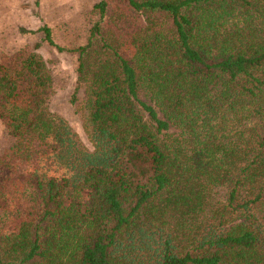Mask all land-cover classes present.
Wrapping results in <instances>:
<instances>
[{"label": "trees", "instance_id": "trees-1", "mask_svg": "<svg viewBox=\"0 0 264 264\" xmlns=\"http://www.w3.org/2000/svg\"><path fill=\"white\" fill-rule=\"evenodd\" d=\"M125 1L143 21L129 55L108 0L78 48L25 32L77 57L92 150L51 111L41 55L0 65L1 117L57 168L0 264H264V0Z\"/></svg>", "mask_w": 264, "mask_h": 264}, {"label": "rangeland", "instance_id": "rangeland-1", "mask_svg": "<svg viewBox=\"0 0 264 264\" xmlns=\"http://www.w3.org/2000/svg\"><path fill=\"white\" fill-rule=\"evenodd\" d=\"M99 1L21 0L23 10L11 5L6 8L7 16L0 13V19L5 18L0 21V65L11 68L21 56L32 52L41 55L53 75V94L49 99L51 111L65 120L90 150L92 144L83 125L84 112L77 114L69 103L77 76V57L50 47L42 32H25L48 26L60 46L78 48L86 42L95 19L93 7ZM108 3L106 27L120 34L123 52L129 55L130 37L142 25V17L130 10L125 0H108ZM37 44H41V48L35 50ZM1 112L0 106V233H12L38 210L37 181L42 176L55 174L57 168L49 159L47 146L29 131L20 137L13 135Z\"/></svg>", "mask_w": 264, "mask_h": 264}, {"label": "crops", "instance_id": "crops-1", "mask_svg": "<svg viewBox=\"0 0 264 264\" xmlns=\"http://www.w3.org/2000/svg\"><path fill=\"white\" fill-rule=\"evenodd\" d=\"M12 2V3H11ZM13 6V7H19L20 9H22V6H21V0H18L16 2V0H0V13L4 16H7V13H6V8H9V6ZM23 10V9H22ZM5 19V18H4ZM3 19V20H4ZM2 19H0V21H3Z\"/></svg>", "mask_w": 264, "mask_h": 264}]
</instances>
